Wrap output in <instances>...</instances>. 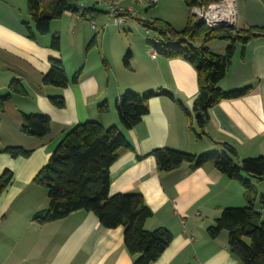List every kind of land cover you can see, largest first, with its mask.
Masks as SVG:
<instances>
[{
    "label": "crops",
    "instance_id": "crops-1",
    "mask_svg": "<svg viewBox=\"0 0 264 264\" xmlns=\"http://www.w3.org/2000/svg\"><path fill=\"white\" fill-rule=\"evenodd\" d=\"M110 1L135 14L140 22L159 19L179 26L175 28L179 31L190 15L180 0H157L150 7L133 0ZM78 4L81 10L100 6L91 0H78ZM102 10L109 15L105 7ZM0 13L6 18L0 17V96L8 93L15 80L28 94L13 97L0 117V176L5 170L14 174L11 186L0 197V264H133L124 247V229L106 230L93 214L78 212L46 225L32 221L35 213L49 206L47 191L34 184V178L65 135L90 121L100 122L106 129L118 127L133 148L123 152L110 169V195L141 194L153 213L145 229L163 228L173 234L172 243L154 264H241L229 250L226 232L215 240L207 235L224 209L247 206L241 185L212 165L194 171L184 165L170 173L159 172L151 153L170 149L195 156L226 154L222 145L228 144L240 161L264 157V37L251 41L244 51L241 45L236 47L232 65L219 84L223 91L250 88V93L213 107L205 134L197 137L192 130L195 125L179 104L195 118L197 72L187 61L160 56L150 44L158 38L152 40L149 32L128 26L130 34L126 35L131 39L122 43L121 30L114 26H95V22L84 26L81 14L66 13L61 20L70 26L51 25L49 35L32 41L22 30V22L30 21V17L21 18L22 9L18 14L16 8L5 6ZM242 24L235 29H264V23L249 18ZM100 28H104L101 36ZM54 35L61 38L60 51L51 48ZM97 35V47L86 53V45ZM228 46L225 41L208 44L216 55H224ZM128 52L131 59L126 67L122 61ZM52 61L64 64L70 82L82 70L78 83L65 89L43 86ZM160 90L173 94L174 100L152 98L142 122L133 130H124L116 112L119 98L126 92L144 95ZM51 97H62L65 108L53 107ZM105 103L108 112L101 114L99 106ZM32 114L51 119L48 137L37 139L21 132L22 115ZM6 147L33 153L28 159H13L2 153Z\"/></svg>",
    "mask_w": 264,
    "mask_h": 264
},
{
    "label": "trees",
    "instance_id": "trees-1",
    "mask_svg": "<svg viewBox=\"0 0 264 264\" xmlns=\"http://www.w3.org/2000/svg\"><path fill=\"white\" fill-rule=\"evenodd\" d=\"M190 10L187 23L182 30H176L169 23L155 19L141 21L145 28L158 34V41H150L156 52L165 58H179L190 63L197 72L198 94L193 103L195 118L181 103L184 115L195 125L192 130L197 137L205 134L210 123V110L222 101L237 100L247 96L250 88L223 91L219 84L226 77L235 55L236 47L246 46L256 38L264 37V29L210 30L197 23L191 14L195 6L207 5L217 0H183ZM76 0H27L30 21H23L21 26L25 37L35 41L50 34L51 25L60 20L64 14H81L89 23L96 22L106 12L98 7L74 10ZM98 36L87 45L86 51L97 47ZM212 41H225L229 46L224 55L213 54L208 44ZM200 42V45L196 44ZM61 38L54 35L51 48L60 51ZM131 52L124 58L129 67ZM107 65L106 62H104ZM107 69V68H106ZM82 70H79L71 82L61 61H52L49 72L43 77L42 85L65 89L77 84ZM27 91L20 81H13L8 93L0 96V117L5 113L7 104L13 97H27ZM154 97H168L173 94L160 90L138 95L124 93L116 103V112L121 127L126 130L136 128L149 112V101ZM50 103L56 109L65 108L62 97H51ZM105 103L99 106V112H108ZM21 132L37 139H44L51 133V119L42 114L22 115ZM226 154L208 153L200 156L170 149H157L151 153L157 163L159 172L170 173L184 165L194 171L212 165L217 171L236 181L245 191L247 206L243 208H226L215 224L208 228L211 240L219 238L226 232L231 254L241 264H264V219L255 208L257 193L253 181H264V157L247 158L240 161L236 150L222 145ZM133 148L118 127L106 129L100 122L90 121L72 128L57 146L46 166H44L33 183L47 191L49 206L47 210L35 213L32 221L46 225L66 219L78 212L93 214L106 230L124 229V247L133 259V264H154L173 241V234L163 228L147 231L145 223L153 216L141 194L110 195V169L125 151ZM2 153L13 159H28L32 151L21 147H6ZM14 174L5 170L0 176V197L11 186ZM264 211V198L261 199Z\"/></svg>",
    "mask_w": 264,
    "mask_h": 264
},
{
    "label": "rangeland",
    "instance_id": "rangeland-1",
    "mask_svg": "<svg viewBox=\"0 0 264 264\" xmlns=\"http://www.w3.org/2000/svg\"><path fill=\"white\" fill-rule=\"evenodd\" d=\"M180 1L183 2V3H181V5L185 4L183 0H180ZM5 6H10L11 8H16V12L18 14H19V10L21 11V9H22L21 18L23 20L29 19L28 10H27V0H25L24 4H23V2L21 3L19 0H0V8L5 7ZM236 6H237V15H238L237 16V25L243 26L242 23H243L244 18L245 19H247V18L253 19L254 21H257L258 23H264V0H236ZM98 8L103 9L102 6H98ZM187 14L189 15V12H187ZM0 17L3 19H6L2 16L1 13H0ZM101 19H102V21L99 22V20H101ZM142 22H140L134 18L128 19V22L126 23V25H124L121 29V33L123 36L122 43H124L125 41H129L131 39L130 36L126 35V34H130V32L127 30L128 26H139L141 28L140 30H143V32H144V30L149 32V37L152 40L157 39L159 37L156 32L147 30L144 27L145 25ZM84 24H85L84 26H93V24H91L89 22H86ZM94 25L95 26H106L108 28L111 26H114L115 29L117 30L115 23L113 22V20L110 18L109 15H101L100 18L97 20V22L94 23ZM52 26H70V24L68 21H63L60 19V20L54 21L52 23ZM173 27L177 28L179 26H173ZM183 27H185V26H181V28H179V29L182 30ZM125 28L127 31H125ZM98 30H100V33H99L100 35L99 34L98 35L101 36V33H103L104 28H102V29L100 28ZM137 35L138 34H136L135 36H137ZM87 45H86V47H87ZM85 51H86V49H85ZM90 51L91 50L86 51V53L90 52ZM122 62H123V65H125L124 60ZM72 78H71V80H72ZM253 186H254L256 193H257V201L255 202V208L257 211H263L261 199L263 198V195H264V183L260 184L258 182H253ZM240 208H242V207H240ZM263 219H264V214H263ZM0 261H2V255H1Z\"/></svg>",
    "mask_w": 264,
    "mask_h": 264
},
{
    "label": "built area",
    "instance_id": "built-area-1",
    "mask_svg": "<svg viewBox=\"0 0 264 264\" xmlns=\"http://www.w3.org/2000/svg\"><path fill=\"white\" fill-rule=\"evenodd\" d=\"M96 5L105 7L108 10L110 18L115 23L117 29L121 30L128 22L129 18H135V14H128L119 8L116 2L110 0H91ZM140 2L146 7H150L157 3V0H133ZM191 14L196 18L200 25H204L210 30L225 28L232 29L237 26V6L236 0H217L216 2L195 6L191 10ZM96 30L95 27H93Z\"/></svg>",
    "mask_w": 264,
    "mask_h": 264
},
{
    "label": "water",
    "instance_id": "water-1",
    "mask_svg": "<svg viewBox=\"0 0 264 264\" xmlns=\"http://www.w3.org/2000/svg\"><path fill=\"white\" fill-rule=\"evenodd\" d=\"M78 0H76V2H77ZM73 8H74V10H76V11H78L80 8H79V6L77 5V4H74L73 5ZM232 29H234V28H232Z\"/></svg>",
    "mask_w": 264,
    "mask_h": 264
}]
</instances>
